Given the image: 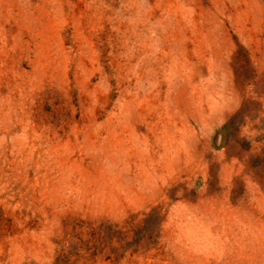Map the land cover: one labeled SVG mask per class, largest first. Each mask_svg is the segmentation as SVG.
<instances>
[{"label": "rangeland", "instance_id": "1", "mask_svg": "<svg viewBox=\"0 0 264 264\" xmlns=\"http://www.w3.org/2000/svg\"><path fill=\"white\" fill-rule=\"evenodd\" d=\"M0 264H264V0H0Z\"/></svg>", "mask_w": 264, "mask_h": 264}]
</instances>
